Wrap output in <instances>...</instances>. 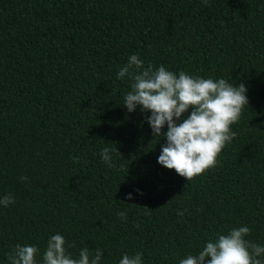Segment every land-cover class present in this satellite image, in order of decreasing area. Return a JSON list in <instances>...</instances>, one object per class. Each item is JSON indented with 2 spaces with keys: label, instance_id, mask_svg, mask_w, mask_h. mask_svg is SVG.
<instances>
[{
  "label": "trees",
  "instance_id": "trees-1",
  "mask_svg": "<svg viewBox=\"0 0 264 264\" xmlns=\"http://www.w3.org/2000/svg\"><path fill=\"white\" fill-rule=\"evenodd\" d=\"M132 54L144 67L246 86L217 166L187 181L157 162L166 138L153 136L150 112L122 102L131 81L117 73ZM104 147L117 149L113 167ZM7 194L15 202L0 206V264L16 244L36 246L42 264L57 233L74 257L101 249L99 264L137 252L142 264H179L245 225L264 246V0H0Z\"/></svg>",
  "mask_w": 264,
  "mask_h": 264
},
{
  "label": "clouds",
  "instance_id": "clouds-1",
  "mask_svg": "<svg viewBox=\"0 0 264 264\" xmlns=\"http://www.w3.org/2000/svg\"><path fill=\"white\" fill-rule=\"evenodd\" d=\"M207 4L208 0H201ZM128 77L131 90L123 98L128 112L137 106L141 111L151 113L147 117L153 136L166 138L161 146L157 162L192 180L206 170L217 166L218 156L236 137L231 125L237 123L242 111L248 105L246 86L229 83L224 78L193 77L185 71L178 74L164 65L154 69L152 64L144 67L138 54L128 57V62L120 68L117 79ZM191 109L187 118L182 114ZM167 125V131L162 129ZM117 151L110 147L101 150V158L109 167L114 164L110 153ZM21 181H27L22 176ZM126 199L131 200L129 193ZM15 202L11 194L0 198V206L8 207ZM183 215V213H178ZM121 220H126L125 212H118ZM251 232L248 226L231 229L227 234L216 233L209 239L197 255H188L179 264H264V246L246 237ZM65 238L57 233L49 237L42 255V264H99L103 252L88 247L79 250L74 257L66 251ZM75 247L73 243L71 245ZM39 249L34 245L16 244L7 253L9 264H37ZM142 253L123 254L119 264H142Z\"/></svg>",
  "mask_w": 264,
  "mask_h": 264
}]
</instances>
